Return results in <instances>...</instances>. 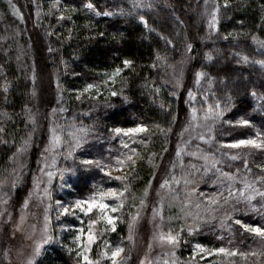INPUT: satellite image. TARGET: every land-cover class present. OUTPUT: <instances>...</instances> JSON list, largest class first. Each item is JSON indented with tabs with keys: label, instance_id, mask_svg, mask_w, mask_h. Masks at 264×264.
Instances as JSON below:
<instances>
[{
	"label": "trees",
	"instance_id": "1",
	"mask_svg": "<svg viewBox=\"0 0 264 264\" xmlns=\"http://www.w3.org/2000/svg\"><path fill=\"white\" fill-rule=\"evenodd\" d=\"M44 1L51 6L54 2L37 0L38 4ZM87 2L58 0V6L64 7L63 19L59 13L53 18L49 13L42 17L39 10L38 38L47 44L51 68L57 72L61 87L81 89L89 82L106 93L101 98L71 93V101L67 99L69 121L92 123L103 132L111 126L132 128L141 123L149 128L139 144L141 159L126 180L129 203L112 237L126 236L132 203L169 158L167 180L176 200L173 207L164 210L161 220L164 231L178 234L180 257L186 259V247L197 242L246 254L229 256V264H264V237L243 227H264V196L258 194L264 192V149L227 147L237 139L255 138L257 132L264 135V66L255 62L264 60V45L260 43L264 41V0H230L227 8L224 0H217L221 6L217 28L208 23L214 0L207 4L205 0H92L96 11H111V16L95 15L85 7ZM134 3L152 7H133ZM139 15L145 16L148 27ZM183 18L198 34L205 33L206 26L211 29V41L197 44L195 66L206 75L190 105L183 94L165 83L167 70L184 53ZM37 54L27 24L11 2L0 0V181L12 178L18 152L31 137ZM209 54L212 60L206 58ZM244 56L249 57L247 62ZM125 59L132 60L133 65L124 67ZM117 68L122 71L115 82L102 83ZM111 91L117 95L112 96ZM191 105L199 113L209 106L223 109V116L214 123L208 119L206 125L213 131L209 133L203 126L204 140L189 142L178 151L173 133L187 119ZM240 118L249 119L251 125L225 123ZM156 125L166 131H159ZM233 155L240 158L233 160ZM89 179L90 173L80 172L73 183L76 192H88ZM245 184L255 189L244 192L254 196L250 203L240 196ZM236 220L242 223L236 224ZM75 262L55 244L38 264Z\"/></svg>",
	"mask_w": 264,
	"mask_h": 264
},
{
	"label": "rangeland",
	"instance_id": "2",
	"mask_svg": "<svg viewBox=\"0 0 264 264\" xmlns=\"http://www.w3.org/2000/svg\"><path fill=\"white\" fill-rule=\"evenodd\" d=\"M8 1L12 3L16 14L27 24L32 44L38 53V60L35 64L37 89L32 113L31 137L18 152L12 178L0 181V264H24L25 260L31 257L35 244L41 242L46 236H51L52 239L42 244L40 254L33 258L34 264H38L55 244L71 254L76 259L74 264H77L78 245L74 237L80 234L81 229L87 232L89 221L97 219L100 213L94 209L92 213L85 214L70 206L76 200H87L93 193L101 190L106 191L108 188L123 190L127 178L141 159L142 149L139 144L144 142L143 135L142 133H117L116 128L128 129L119 126H111L108 132H103L92 123L86 124L73 119L69 121L67 99L71 101V93L74 95L79 92L86 93L94 98H101L106 93L99 85H97L99 93L95 89L84 92L83 89L89 82L81 89L67 90L61 87L57 72L51 68L47 44L38 38L40 19L38 12L41 10L42 17L49 13L53 18L55 13H59L57 16L64 13V7L52 8L51 4L45 1L38 4L37 0ZM185 18H183L186 24L184 53L167 70L165 83L183 94L185 102L190 105L196 97L195 89L202 79V76L199 78L196 76V72L199 71L195 66L197 44L211 41V29L206 26V32L198 34L189 26ZM188 44L192 45L190 51L187 49ZM111 74H107L105 79L107 80ZM114 82L108 81L110 84ZM63 90L67 98L64 97ZM190 108L187 119L173 133V141L178 151L189 142H199V136L202 135L200 125H206L208 121L204 120L205 112L199 113L192 105ZM192 109H196L195 114ZM193 115L196 117L195 120L192 119ZM190 123L191 127H189ZM54 135L59 137V142L53 140ZM73 137L80 140L79 147H75L76 140ZM133 149L136 150V154L133 153ZM172 149L174 151V148ZM128 156H132L136 161L135 164L126 160ZM117 158L123 160L124 164H118ZM84 160L98 161L99 165L96 163L85 165L82 163ZM170 161L171 159L166 158L161 163L156 175L153 173L147 188L141 195L136 196V200L132 203L134 209L129 213L126 236L118 234L112 237L122 221L123 208L129 203L126 192L123 208L116 213H110L117 218L114 231L105 222L97 220V224L93 226L97 233V240L90 246L91 259L99 260V264H111V260L101 254L120 246L125 250L122 253L125 257L122 264H140L142 260L145 264H172L173 261L175 264H229L228 255L216 252L209 255L207 251L199 252L196 245L201 244L197 242H194L190 248L186 247V251L184 250L188 259L186 260L180 257L179 239L174 247L158 239L161 232L168 233L162 228L161 217L164 210L169 209V206L173 207L176 200L173 188H169V185L160 187L170 173ZM49 172L53 173L51 177L47 175ZM80 172L90 173L91 176L90 190L84 195L76 192L73 187ZM108 172L111 175H108ZM117 176H123L126 179H116ZM110 181H117V183L108 185ZM170 181L173 179L171 178ZM46 188L50 196L44 194ZM142 200L143 204H141ZM25 201L28 202L26 207ZM105 202L118 203L110 197H106ZM65 206L69 207L68 213L63 212ZM133 217H136L134 222ZM46 224L47 233L44 231ZM129 225H132L131 232ZM251 226L255 227V225ZM130 235L132 239H129ZM82 239L86 241V237ZM201 246L209 251L216 249ZM79 264L84 262L81 260Z\"/></svg>",
	"mask_w": 264,
	"mask_h": 264
},
{
	"label": "snow or ice",
	"instance_id": "3",
	"mask_svg": "<svg viewBox=\"0 0 264 264\" xmlns=\"http://www.w3.org/2000/svg\"><path fill=\"white\" fill-rule=\"evenodd\" d=\"M208 3V0H205V4ZM230 0H224L223 6L224 8H227L229 6ZM58 7V0H54L53 4H52V8H56ZM85 7L89 10H93L95 11V15H107V16H111L113 15V13L111 11H105V12H101V11H96V5L94 3H92V0H88V2L85 4ZM133 7H152L151 4L148 5H144V4H139V3H134ZM220 4L217 2V0H214L213 3V7L210 13H208L210 15V20L208 21L209 26L211 28H217L218 25V13L220 11ZM207 11V10H206ZM121 12L123 13V10H121ZM64 18V14L61 13L60 19ZM70 18V17H69ZM139 20L145 25V27H148V21L145 19V16L143 15H139ZM101 35H103V33H101ZM230 35V34H229ZM224 39H227L228 36L223 37ZM253 41L257 40V37L255 35H253L252 37ZM260 43L262 45H264V41H260ZM192 48L191 44L187 45V49L190 51ZM237 55H239V53H237ZM161 57L159 56V54H157V59H160ZM208 60H212V56L209 54L206 57ZM249 59L248 56H244L243 60L245 62H247ZM256 63L260 64L261 66H264V60H259V61H255ZM123 65L124 67H130L133 65V61L130 59H125L123 60ZM153 67H155V64L153 65ZM122 71V69L117 68L113 71V73L108 76L107 80L102 81V83H108V81H115V77L117 75H119V73ZM206 73L203 71H197L196 72V76L197 78L201 77V76H205ZM177 84L179 85V81H177ZM95 89L97 93H99V88L97 87V85L89 83L85 86V88L83 89L84 92H89L90 90ZM253 96L256 95V92L253 91L251 93ZM111 95L112 96H116L117 92L115 91H111ZM225 108H227V105L225 106ZM216 109H219V105H216ZM214 109L212 106H209L208 110L205 112L204 115V120L207 121L209 118L212 119L213 123L220 119L223 116V112L224 110H216ZM193 114H195L196 109H192ZM193 120L196 119L195 115H193L192 117ZM225 123L228 124H237V125H243V126H249L251 125V121L249 119L246 118H240L238 120H236L235 122L233 121H225ZM191 123L189 124V127H191ZM200 126H207V130L209 133H211L213 131L212 126L211 125H200ZM156 128L161 131L164 132L166 131L163 128H160L159 125H156ZM171 129H167V131H170ZM115 131L117 133H121L124 132L125 134H130V133H147L149 132V128L147 125L141 123L139 125H137L136 127L133 128H128V129H121V128H116ZM199 138L201 140H204L205 137L203 135H200ZM211 139V137H209ZM73 139L76 140L75 143V147H79L80 146V140L76 137H73ZM53 140L56 142H59V137L58 136H53ZM27 143V141H26ZM125 147H127V145H125ZM227 147L229 148H253V149H264V135H262L260 132L256 133V137L255 138H247V139H237L234 140L232 143L228 144ZM134 154H136V150L133 149L132 150ZM179 154V153H177ZM69 155H71V152H69ZM192 155H195V153H192ZM233 160L235 159H239L240 157L238 155H233L231 157ZM205 160L208 159V156L204 157ZM214 159V158H213ZM126 160L130 161L132 164H135V160H133L132 156H128L126 157ZM85 165H91L93 163H96L97 165H99L98 161H92V160H84L82 162ZM117 163L120 165L124 164L123 160H120L119 158H117ZM110 167V166H109ZM108 175H111L110 172L107 173ZM47 175L49 177H51L53 175V173L49 172L47 173ZM63 175V172L61 171V176ZM227 175V174H224ZM116 179H126V177L123 176H117ZM177 183L179 181H176ZM169 180L165 179L164 182L160 185L161 188H164L166 186L169 185ZM185 183H189V181H185ZM251 189L252 192H255V189H252V186L250 184H245V189L240 191V196L243 197L245 200H247L249 203L252 201V199H254L253 195H244L245 190H249ZM127 191V186H125V188L123 190H117L114 188H108L106 191H98L96 193H93V195L91 197H89L87 200H76V202L74 204H72L70 207L72 209H79L81 212L88 214V213H92L94 209L99 211V216L97 217V219L95 220H90L89 221V226H88V230L87 232H85L83 229H81L80 234L76 235L74 237V241L77 243L78 245V250L76 252V256L79 258L77 264H79V262L82 260L84 262V264H99V260H93L90 258L89 256V252L91 251V245L93 243H95V241L97 240V233L94 231L93 226L97 224V220L99 221H103L105 222L107 225L111 226L112 230H115V220L117 219L114 215H111L110 213H116L118 212L121 208H123L124 206V199H125V192ZM44 194L45 195H49L50 193H48L47 188L44 190ZM260 196H264V192H260L258 193ZM229 196H231V193H229ZM106 197H110L115 199L118 203L116 204H109L105 202V198ZM161 199H163V197H161ZM213 203H216L215 200L212 201ZM227 201H225L226 203ZM27 201L24 202V206H27ZM59 204V202H57ZM141 204H143V200L141 201ZM197 207H199V205H197ZM254 207V206H253ZM63 212L64 213H68L69 212V207L65 206L63 207ZM74 214V213H73ZM138 215V214H137ZM163 218V217H161ZM45 219L47 220V217H45ZM136 220V217H133V222ZM23 222V216L21 217V223ZM236 224H241L242 222L240 220H236L235 221ZM244 228H246L249 232L255 233L256 235L260 236V237H264V227L261 226H251V225H243ZM17 228H19V225H17ZM129 230L131 232L132 230V225H129ZM45 233H47V224L45 225L44 228ZM189 231H191V229H189ZM82 237H86V241L84 239H82ZM52 237L51 236H46V238H43L41 242L36 243L35 247L33 248V252L31 254V257L27 258L24 262V264H34V257L39 255L41 252V246L43 243H47L49 240H51ZM129 239H132L131 235L129 236ZM158 239L162 242H166L170 245H172L173 247L177 244L178 242V234H173L171 231H169L168 233H163L161 232L158 236ZM149 247H151V245H149ZM196 249L199 252H208V254L210 255L212 252H216V253H223L225 255L228 256H232V255H246L245 253H238V252H233L230 251L227 248H216V249H212L211 251L203 248L201 245H196ZM124 249L120 246H116L114 248H111L108 251L103 252L101 255L103 257H108L111 260V264H122V261L125 259L124 256H122V253H124ZM140 264H145V261H140ZM172 264H175V262L173 261Z\"/></svg>",
	"mask_w": 264,
	"mask_h": 264
}]
</instances>
